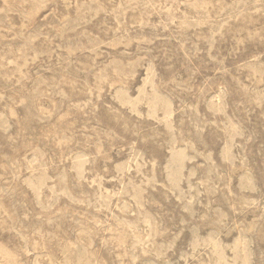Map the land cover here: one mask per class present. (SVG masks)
I'll return each mask as SVG.
<instances>
[{
	"label": "rangeland",
	"instance_id": "rangeland-1",
	"mask_svg": "<svg viewBox=\"0 0 264 264\" xmlns=\"http://www.w3.org/2000/svg\"><path fill=\"white\" fill-rule=\"evenodd\" d=\"M0 264H264V0H0Z\"/></svg>",
	"mask_w": 264,
	"mask_h": 264
}]
</instances>
